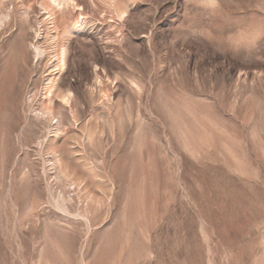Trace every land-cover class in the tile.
Masks as SVG:
<instances>
[{
    "label": "rangeland",
    "instance_id": "1",
    "mask_svg": "<svg viewBox=\"0 0 264 264\" xmlns=\"http://www.w3.org/2000/svg\"><path fill=\"white\" fill-rule=\"evenodd\" d=\"M0 264H264V0H0Z\"/></svg>",
    "mask_w": 264,
    "mask_h": 264
}]
</instances>
